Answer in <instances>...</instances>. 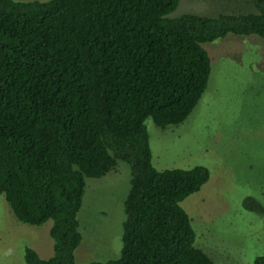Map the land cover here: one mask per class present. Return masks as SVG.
<instances>
[{"label": "trees", "instance_id": "trees-1", "mask_svg": "<svg viewBox=\"0 0 264 264\" xmlns=\"http://www.w3.org/2000/svg\"><path fill=\"white\" fill-rule=\"evenodd\" d=\"M179 2L0 0V196L22 223L52 221L53 255L26 248V264H80L86 179L118 161L131 171L121 256L86 264H213L181 206L209 171L157 170L145 122L188 118L211 75L203 45L264 39V0L255 14L170 18ZM242 206L264 214L253 197Z\"/></svg>", "mask_w": 264, "mask_h": 264}, {"label": "rangeland", "instance_id": "rangeland-1", "mask_svg": "<svg viewBox=\"0 0 264 264\" xmlns=\"http://www.w3.org/2000/svg\"><path fill=\"white\" fill-rule=\"evenodd\" d=\"M256 12L252 0H180L169 17ZM203 46L211 58V75L188 118L165 129L151 118L145 122L152 163L160 171L207 168V183L181 203L196 232L195 245L213 264H254L264 256V214L248 212L242 203L253 197L264 206V39L229 34ZM130 173L128 164L118 161L105 177L86 179L78 263L120 258ZM51 226L52 221L41 226L18 221L2 194L0 264H26V248L50 258Z\"/></svg>", "mask_w": 264, "mask_h": 264}]
</instances>
